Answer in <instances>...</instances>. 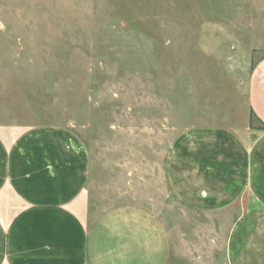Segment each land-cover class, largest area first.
Here are the masks:
<instances>
[{
	"label": "rangeland",
	"instance_id": "374dc122",
	"mask_svg": "<svg viewBox=\"0 0 264 264\" xmlns=\"http://www.w3.org/2000/svg\"><path fill=\"white\" fill-rule=\"evenodd\" d=\"M263 55L264 0H0V125L71 128L91 220L137 207L168 232V264L177 236L194 242L182 264H223L224 229L176 200L165 160L188 128L238 119Z\"/></svg>",
	"mask_w": 264,
	"mask_h": 264
},
{
	"label": "crops",
	"instance_id": "0c3cea01",
	"mask_svg": "<svg viewBox=\"0 0 264 264\" xmlns=\"http://www.w3.org/2000/svg\"><path fill=\"white\" fill-rule=\"evenodd\" d=\"M242 86L238 119L178 135L165 176L178 202L224 229L218 260L264 264V55ZM88 166L69 127L0 125V264H168L172 241L152 213L121 206L90 219ZM173 244L174 264L190 262L194 242Z\"/></svg>",
	"mask_w": 264,
	"mask_h": 264
},
{
	"label": "trees",
	"instance_id": "16d2710c",
	"mask_svg": "<svg viewBox=\"0 0 264 264\" xmlns=\"http://www.w3.org/2000/svg\"><path fill=\"white\" fill-rule=\"evenodd\" d=\"M259 127H262V128H264V125H260Z\"/></svg>",
	"mask_w": 264,
	"mask_h": 264
}]
</instances>
